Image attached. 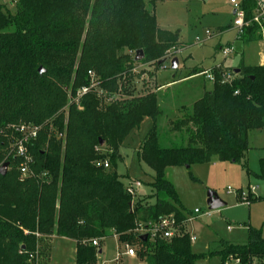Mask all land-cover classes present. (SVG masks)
<instances>
[{
	"label": "trees",
	"instance_id": "1",
	"mask_svg": "<svg viewBox=\"0 0 264 264\" xmlns=\"http://www.w3.org/2000/svg\"><path fill=\"white\" fill-rule=\"evenodd\" d=\"M15 2V15L0 4V131L21 123L46 126L30 146L35 177L21 179V160L8 156L10 132L0 136V166L9 163L6 176L0 175V264H35L37 236L53 235L77 244L76 264H96L98 248L109 234L121 244L140 248L145 264H196L211 258L212 254L192 251L190 235L183 229L171 240L146 243L133 231L140 222L165 216L173 215L180 223L186 219L173 203L177 195L167 179L168 169L213 160L244 162L249 134L264 128V65L223 68L233 77L230 84H223L222 72L216 71L212 91L205 92L190 112L184 109L183 117L172 125L171 133H182L179 141L162 144L156 91L129 100L112 98V106L100 112L102 100L120 87L123 96H132L133 79L140 76L128 75L127 88L118 81L136 66L157 63L160 68L168 54L174 57L173 50L177 51L178 35L158 28L145 0ZM243 5L249 18L253 0H244ZM10 28L14 30L8 32ZM255 41L259 39L253 28L247 30L242 42ZM139 50L144 59L136 63L128 52ZM124 51L127 54L118 57ZM39 68L45 70L43 75ZM93 70L103 96L91 91L80 101L83 111L71 106L65 126L64 88L71 89L73 100L78 89L89 86L88 73ZM200 72L194 70L189 77ZM145 118H151L153 126L137 156L153 172L152 194L132 197L117 172V157L125 139ZM106 147L117 157L111 168L109 162L105 167L106 161L97 167ZM44 173L48 181L42 179ZM94 240L99 247L91 244ZM217 254L223 264L230 260L264 264V239L260 231L251 230L248 244L225 243Z\"/></svg>",
	"mask_w": 264,
	"mask_h": 264
},
{
	"label": "rangeland",
	"instance_id": "2",
	"mask_svg": "<svg viewBox=\"0 0 264 264\" xmlns=\"http://www.w3.org/2000/svg\"><path fill=\"white\" fill-rule=\"evenodd\" d=\"M235 1L238 4L244 2V0ZM145 2L148 4V0ZM0 4L3 5L5 12L16 14L15 0H0ZM147 8L155 14L158 28L178 35L179 45L173 57L178 59V68L172 69L173 58L167 59L160 68L157 63L139 64L131 74H126L121 81H118L119 85L124 84L127 88L125 78L128 75L140 76L139 79H133L132 96H123L124 88L120 87L113 96L110 93L105 100H102L100 112H106L107 108L112 106V98L129 100L156 91L158 106L162 112L158 118L160 142L167 144L169 141H179L182 134L170 132L172 125L184 115L182 107L185 106L188 109L186 111L190 112L194 102L202 97L203 89L210 90L213 85L203 76L190 79V73L194 70H207L217 63H225L233 68L239 67L242 63L246 66L264 64V41L250 44L235 41L236 32L232 28L234 8L231 0H156L153 6L148 4ZM13 30L10 28L8 32ZM207 32H210L212 37L207 36ZM219 32H222L220 36ZM228 42L234 43L237 52L225 58L216 48L227 47ZM128 53L131 57H135L134 52ZM125 54L127 51L119 53L118 57ZM92 72L100 83L97 72L94 70ZM173 82L177 84L158 90L160 86ZM64 91L68 102L61 110V114L66 126L70 107L74 105L78 111H83L84 108L81 104L72 102L70 88H64ZM92 91L102 90L98 87ZM152 126V119L145 118L125 139L124 147L119 151V158L109 147H106L100 152L104 160L101 158L96 162L97 167H101L104 161L109 162L111 168V161L117 157V172L125 188L135 182L142 184L136 197L152 194L153 172L141 165L137 156ZM65 145V133H63L60 149L62 157ZM248 145L250 149L245 161L241 163L213 160L209 164L194 165L191 168L173 167L167 171V179L174 186L177 195V200L173 203L188 219L185 230L196 237L195 242L192 243V251L198 255H213L211 258L199 260L196 264H223L217 253L223 249L224 244H248L251 230L260 231L264 239V178L262 177L264 128L249 134ZM45 149L49 150L47 145ZM24 178L26 177L21 175V179ZM209 191H214L226 203V207L211 211L207 204ZM250 198L263 200L253 202ZM195 210H199L200 214L194 215ZM208 213L211 215L208 216ZM192 218L193 220L190 221ZM42 241L43 238L37 236L35 264H76L74 244L69 240L54 237L45 239L44 245ZM136 252L135 257L126 256L124 246L116 236L109 234L98 248L96 264H145L144 258L140 256V248L136 247ZM227 264H235V261L230 260Z\"/></svg>",
	"mask_w": 264,
	"mask_h": 264
},
{
	"label": "built area",
	"instance_id": "3",
	"mask_svg": "<svg viewBox=\"0 0 264 264\" xmlns=\"http://www.w3.org/2000/svg\"><path fill=\"white\" fill-rule=\"evenodd\" d=\"M231 4L234 8V22H233V30L236 32V42H242L245 32L249 29L254 30L255 35L259 40L264 41V0H253V6L251 8L250 17H247L246 10L243 4H238L235 0H231ZM222 32H219V36ZM207 36L212 37L210 32H207ZM176 53V50H173ZM222 56L229 57L237 52V49L233 44L227 47H221L219 51ZM169 59L173 58V54L169 55ZM216 71H221L222 75V83L230 84L233 80L230 72L223 71V67L221 65H216L213 69L202 70L199 75L203 76L208 82L213 85L217 81ZM90 84L89 86L82 87L77 90L74 99L72 100L75 104H80L81 99L87 95L92 90H96L99 86L98 81L96 80L95 74L93 72H89ZM98 96L102 97V91H97ZM237 95L238 92H235ZM46 125H34L32 123H21L18 125L8 126L6 130L0 131V136H7V131L10 132L8 138V156H12L14 158H18L21 160L19 165V171L24 177H35L31 167L34 164V159L30 153V146L34 141H36L43 131ZM105 167H108V163H105ZM49 175L44 173L42 175V179L48 181ZM142 186L140 182L133 183L130 187L126 188V191L132 197H136V193L138 189ZM200 211L195 210L194 215H199ZM208 216L211 213L207 214ZM193 218L190 220L192 221ZM188 219L186 218L182 223L178 222L175 216H165L157 221H148L146 223L140 222L137 224L133 233L138 237L142 235H148V241H156L157 239L171 240L175 237H178L182 234V229L187 223ZM191 242H195L196 237L190 235ZM94 247H99V242L97 240L92 241L91 243ZM125 249V255L128 257H135L137 252L136 248L131 244L125 243L122 244ZM235 264H239V261H235Z\"/></svg>",
	"mask_w": 264,
	"mask_h": 264
},
{
	"label": "water",
	"instance_id": "4",
	"mask_svg": "<svg viewBox=\"0 0 264 264\" xmlns=\"http://www.w3.org/2000/svg\"><path fill=\"white\" fill-rule=\"evenodd\" d=\"M233 15H234V12H233ZM143 59H144V52L141 50L137 51L135 54L134 61L136 63H140L141 61H143ZM171 66H172V69H174V70H176L178 68V59L177 58L172 59ZM38 72L40 75H43L45 73V70L43 68H39ZM103 145H104V142L102 140H100V146H103ZM8 168H9V163H5L2 166H0V175L6 176ZM186 168H189V166H186ZM207 204H208V207L211 211L219 210V209L226 207V203L224 201H222L214 191H209L207 193ZM130 205L132 206V204H130ZM139 239L142 242L146 243L148 241V235H142L139 237ZM99 253H101V251Z\"/></svg>",
	"mask_w": 264,
	"mask_h": 264
},
{
	"label": "crops",
	"instance_id": "5",
	"mask_svg": "<svg viewBox=\"0 0 264 264\" xmlns=\"http://www.w3.org/2000/svg\"><path fill=\"white\" fill-rule=\"evenodd\" d=\"M160 29V28H159ZM161 30H164V29H161ZM260 41V40H259ZM231 44H233V43H231V42H228L227 43V45L229 46V45H231ZM222 46H217V48H216V50L219 52L220 51V48H221ZM236 47V46H235ZM237 49V48H236ZM216 65H221L223 68H233V67H231V66H228V65H226L225 63H217V64H215L214 66H212L211 68H209V69H213ZM264 64H260V65H258V66H263ZM202 71V70H201ZM197 77H200V75L199 74H197V75H194V76H191V78L190 79H192V78H197ZM177 84V82H173V83H170V84H168V85H166V86H160L159 88H158V90H160V89H162L163 90V88H165V87H168V86H174V85H176ZM212 89H213V85H212V87H211V89L210 90H206V88H204L203 89V94H202V97H203V95L205 94V92H210V91H212ZM157 90V91H158ZM201 97V98H202ZM201 98H199L198 100H200ZM157 100H158V98H157ZM198 100H196L195 102H197ZM194 102V103H195ZM194 105V104H193ZM183 108V110L184 109H187L185 106H183L182 107ZM262 130V129H261ZM261 130H259V131H261ZM253 132H256V131H253ZM249 151V150H248ZM244 161H245V159H244ZM183 230L186 232V233H188L189 235H190V233H189V231L188 230H185V226L183 227ZM54 237H57L56 235H53V236H50V237H44L43 238V245L45 244V242H44V240L46 239H51V238H54ZM57 238H61V237H57ZM62 239H66V238H62ZM66 240H68V239H66ZM71 243H73L74 244V253H75V255H76V251H77V247H76V243L74 242V241H71V240H69ZM42 245V247L44 248V246Z\"/></svg>",
	"mask_w": 264,
	"mask_h": 264
}]
</instances>
